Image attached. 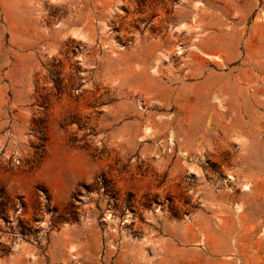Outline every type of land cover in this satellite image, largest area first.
<instances>
[{
	"label": "rangeland",
	"instance_id": "obj_1",
	"mask_svg": "<svg viewBox=\"0 0 264 264\" xmlns=\"http://www.w3.org/2000/svg\"><path fill=\"white\" fill-rule=\"evenodd\" d=\"M0 264H264V0H0Z\"/></svg>",
	"mask_w": 264,
	"mask_h": 264
}]
</instances>
